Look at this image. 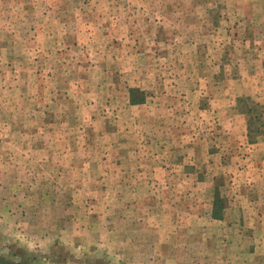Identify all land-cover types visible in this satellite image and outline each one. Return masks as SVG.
<instances>
[{
    "label": "rangeland",
    "instance_id": "1",
    "mask_svg": "<svg viewBox=\"0 0 264 264\" xmlns=\"http://www.w3.org/2000/svg\"><path fill=\"white\" fill-rule=\"evenodd\" d=\"M260 106L264 0H0V264H264Z\"/></svg>",
    "mask_w": 264,
    "mask_h": 264
},
{
    "label": "crops",
    "instance_id": "2",
    "mask_svg": "<svg viewBox=\"0 0 264 264\" xmlns=\"http://www.w3.org/2000/svg\"><path fill=\"white\" fill-rule=\"evenodd\" d=\"M179 203L180 202H178V204H174V206H176V208H179L178 206H180L179 205ZM212 205V206H211ZM196 209V208H195ZM194 209V207L193 206H190V207H188V211L187 212H184V216L186 217V219H187V223H189V224H191V223H193V221L195 220V210ZM204 209H207V210H209L208 212H207V214L209 215L210 213V209L211 210H213V204H211V203H209V205L208 206H205V208ZM201 214H205V213H201ZM211 214H212V211H211ZM224 214V213H223ZM225 215V214H224ZM224 215H223V218H219V221H221L222 219H224ZM184 217V218H185ZM212 217V216H211ZM178 220V219H177ZM176 220V221H177ZM185 220V219H184ZM209 220L211 221V220H213V221H215V220H218V219H212V218H209ZM173 221H175V219H173ZM240 222H241V220H239ZM172 226H173V228H172V230H170V231H173L174 229H176L177 230V226L176 225H173L172 224ZM187 227V229H188V226H186ZM179 229V228H178ZM148 233H149V231L146 229V234L148 235ZM159 235V234H158ZM158 241H164V240H161V239H158ZM189 246V245H188ZM183 249H185V248H183ZM179 251H180V249H176L175 248V251L172 253H168L167 251L165 252V253H163L162 255L163 256H172V257H174V262H176V264H184V263H186L184 260L185 259H187V257L186 256H188V255H191L190 253L189 254H184V255H181V253H179ZM170 252V251H169ZM181 256H184V257H186V258H184V259H182V257ZM176 260V261H175ZM187 261H189V260H187Z\"/></svg>",
    "mask_w": 264,
    "mask_h": 264
},
{
    "label": "trees",
    "instance_id": "3",
    "mask_svg": "<svg viewBox=\"0 0 264 264\" xmlns=\"http://www.w3.org/2000/svg\"><path fill=\"white\" fill-rule=\"evenodd\" d=\"M243 104H241V103ZM239 103L241 104V109L245 111V113L247 114L248 116V122H249V125H248V130H249V134L252 133L253 130H259V132H261V128L260 126H255V125H252L253 121L255 123L256 120L260 119V113H257V112H254V109L257 108L258 104H248L246 102H244L243 100L239 99ZM244 105L246 106V108L244 107ZM261 107V106H260ZM262 109L264 108V106L261 107ZM262 123V122H261ZM220 204H218V201L215 202L214 204V212L213 214L215 215V217H221V207L223 205V202H219ZM218 204V205H217Z\"/></svg>",
    "mask_w": 264,
    "mask_h": 264
},
{
    "label": "flooded vegetation",
    "instance_id": "4",
    "mask_svg": "<svg viewBox=\"0 0 264 264\" xmlns=\"http://www.w3.org/2000/svg\"><path fill=\"white\" fill-rule=\"evenodd\" d=\"M4 264H10L9 262H3Z\"/></svg>",
    "mask_w": 264,
    "mask_h": 264
}]
</instances>
